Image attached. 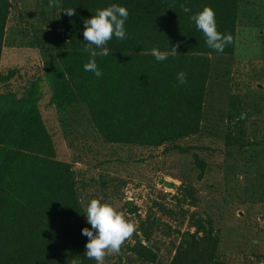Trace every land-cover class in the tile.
Masks as SVG:
<instances>
[{
    "label": "trees",
    "instance_id": "16d2710c",
    "mask_svg": "<svg viewBox=\"0 0 264 264\" xmlns=\"http://www.w3.org/2000/svg\"><path fill=\"white\" fill-rule=\"evenodd\" d=\"M59 4L66 39L43 66L50 100L62 111L64 125L79 120L95 126L106 141L155 146L175 143L201 129L211 55L232 53L234 43L217 53L189 17L211 7L218 31L231 34L235 42L239 0H59ZM112 4L129 11L126 39L113 37L106 45L109 55L96 57L103 73L97 78L83 67L90 59L83 51L84 20ZM181 4L191 12L185 13ZM11 7L10 0H0V52ZM36 7L46 22H53L54 8ZM68 8L76 14H65ZM154 47L169 52L168 59L157 62L151 54ZM181 71L187 74L183 85L177 81ZM8 75L0 72V81ZM40 78L31 79L21 92L0 91V264H72L73 259L96 264L85 256L88 237L82 230L87 225L75 173L69 160L56 156L41 116ZM230 136L228 131L226 138ZM251 141H257L255 134ZM210 224L209 219L194 220L195 230L181 234L169 264H228L215 253ZM144 239L130 248L140 261L154 260L155 253L146 244L150 237Z\"/></svg>",
    "mask_w": 264,
    "mask_h": 264
},
{
    "label": "rangeland",
    "instance_id": "374dc122",
    "mask_svg": "<svg viewBox=\"0 0 264 264\" xmlns=\"http://www.w3.org/2000/svg\"><path fill=\"white\" fill-rule=\"evenodd\" d=\"M10 2L0 52V72L10 75L0 91L21 92L41 77V116L56 156L69 160L75 173L87 227L85 210L93 198L136 225L120 253L106 256L104 264H169L197 218L211 220L215 253L228 264H264V0H239L233 52L211 55L201 129L158 146L109 142L79 120L64 125L43 66L65 37L62 10L54 8L56 17L46 22L36 5L46 8L49 0ZM254 134L257 141L248 143ZM145 236L154 260L140 261L130 248Z\"/></svg>",
    "mask_w": 264,
    "mask_h": 264
},
{
    "label": "clouds",
    "instance_id": "9594fccd",
    "mask_svg": "<svg viewBox=\"0 0 264 264\" xmlns=\"http://www.w3.org/2000/svg\"><path fill=\"white\" fill-rule=\"evenodd\" d=\"M59 6V0H49V9ZM180 7L185 13L191 12V8L186 4H181ZM63 12L68 16L76 14L75 9L72 8ZM128 16L129 11L126 7L112 4L98 9L90 19L84 20L83 40L87 42V46L83 48V51L90 55V59L83 66L86 72L94 73L97 78L103 76L97 65L96 57L109 55L110 50L106 45L113 37L119 40L126 39L125 23ZM189 19L203 33L207 46L217 53H223L226 46L234 43L231 34L225 35L218 31L216 13L211 7L205 6L200 12L191 15ZM176 52V47H172L171 54L175 55ZM151 54L157 62H163L168 59L170 53L154 47ZM177 81L181 85L186 84L187 74L183 71L179 72ZM245 115L242 113L240 118H245ZM85 214L87 223L91 225V228L85 227L82 230V235L88 237L85 256L89 260H95L96 264H104L105 257L108 255L119 254L122 246L132 238L137 230L136 225L128 220L123 212L97 198H93L88 203ZM72 264H81V262L73 259Z\"/></svg>",
    "mask_w": 264,
    "mask_h": 264
}]
</instances>
